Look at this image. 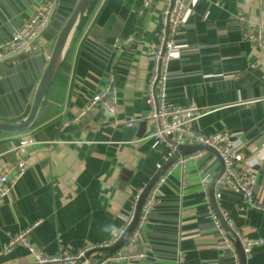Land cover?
<instances>
[{"label": "crops", "instance_id": "crops-1", "mask_svg": "<svg viewBox=\"0 0 264 264\" xmlns=\"http://www.w3.org/2000/svg\"><path fill=\"white\" fill-rule=\"evenodd\" d=\"M43 1L0 0V41ZM49 1L55 11L38 50L0 63L1 119L18 121L28 113L56 37L78 2ZM143 1L96 0L48 91L41 122L18 133L0 131V175L20 159L13 150L20 140L36 141L21 152L31 159L25 175L0 203V264H37L20 243L5 250L24 231L47 255L112 240L137 192L166 161V140L152 136V122L143 129L140 119L149 110L148 52L159 45L168 0H152L147 7ZM239 12L264 31V0H188L169 65L167 99L172 107L195 103L203 112L194 122L199 131L229 133L254 164L252 193L264 204V49L243 38ZM111 72L117 113L97 103L75 120ZM130 119L133 126L126 124ZM220 169L219 156L205 149L171 165L143 227L139 249L146 256L115 264H176L180 254L184 264H237L235 239V248L222 246L224 235L210 216L209 187ZM222 193L219 207L230 213L242 237L264 238V211L233 189ZM246 264H264V244L253 247Z\"/></svg>", "mask_w": 264, "mask_h": 264}, {"label": "built area", "instance_id": "built-area-1", "mask_svg": "<svg viewBox=\"0 0 264 264\" xmlns=\"http://www.w3.org/2000/svg\"><path fill=\"white\" fill-rule=\"evenodd\" d=\"M151 1L152 0H144L143 6H149ZM187 2L188 0H168L164 9L160 27L159 45L148 52L152 64L146 92V103L149 110L140 120L154 123L152 136L166 140L169 147L166 160L175 152L179 151L180 145H206L214 148L220 154L225 168L215 186L214 197L218 207L219 200L223 196L222 190L228 188L239 192L247 205L252 206L256 210L264 211V204L256 202L252 193V185L255 180L254 164L252 160L244 156L233 144L229 133L227 131H217L211 134H205L199 131L194 127V122L203 112L199 110V107L195 103L186 107H172L168 102V70ZM54 11V2L49 0L40 2L31 11L26 21L17 27L10 38L0 41V63L18 55L32 54L37 51L41 36L51 24ZM238 18L243 24V38L254 43L263 50V28L260 25L255 27L253 23H247L242 12L238 13ZM128 42L129 38L121 39L118 43V47H122ZM115 80V73L111 72L108 75L104 88L94 94L91 100L81 108L75 120L83 116L97 103L104 105L111 114H116L118 111L119 93ZM134 123L135 121L130 119L126 124L128 126H133ZM35 143L36 141L31 138L22 139L18 145L13 148L21 157L5 174L0 175V203L10 194L13 188L17 186L29 167L31 160L30 155L22 154L21 152ZM203 150L204 149H199L192 153L182 155L176 162L184 164L189 158L201 156ZM167 170L157 179L148 192L141 207L137 223L129 234L126 242L114 251L107 252L105 249L114 245L134 221L138 201L143 189H140L135 195L132 202V210L129 215L126 216L124 226L117 235L108 242L86 244L74 253L60 248L56 255H47L27 237L29 231H24L12 239L5 247V250L7 251L20 243L28 248L37 264H115L141 259L146 256L145 252L139 249L143 227L148 220L151 210L157 203L158 192L162 183L166 180ZM9 172H12L11 175H8ZM205 182L208 185L210 179H206ZM184 183L185 180L183 181V184ZM219 209L220 214L210 201V216L224 235L222 246L231 248L236 247L232 240V238L234 239L233 234L241 241L246 256L251 254L253 247L264 244V238L248 239L242 237L230 213L220 207ZM221 217L226 221L232 232L225 228ZM236 263L240 264V259L238 257L236 258ZM176 264H184L182 254L179 255Z\"/></svg>", "mask_w": 264, "mask_h": 264}, {"label": "water", "instance_id": "water-1", "mask_svg": "<svg viewBox=\"0 0 264 264\" xmlns=\"http://www.w3.org/2000/svg\"><path fill=\"white\" fill-rule=\"evenodd\" d=\"M96 0H78L75 8L68 16L67 20L65 21L64 25L60 29L56 40L54 42L51 54L49 56L48 62L41 74V77L39 79V82L37 84L32 103L30 106V109L25 117L18 121H8L0 118V131L10 132V133H18L25 131L26 129L30 128L34 122L37 120L39 113L41 111L43 102L48 94V91L53 84L57 74L59 73L62 64L65 60L66 54L68 52L69 46L71 44L72 39L76 35L79 26L81 25V22L85 15L88 13L92 5L94 4ZM172 1V0H171ZM29 54H22L15 57H12L11 60L19 59L23 56H26ZM147 121L143 120L141 125H146ZM199 149H205L209 150L213 153H216L219 156V159L221 161V169L220 171L213 177L209 192H210V199L217 210V212L220 214V209L216 203L214 192H215V186L218 181V179L221 177V175L224 172V162L221 158L220 154L212 147L206 146V145H180L179 151L175 152L169 159H167L163 165L158 169V171L154 174V176L149 180V182L146 184V186L143 189V192L140 196V199L138 201L137 205V211L135 214L134 221L129 226V228L126 230L124 235L112 246L106 248L107 252L114 251L118 248H120L127 240L129 234L133 230L134 226L137 223L141 207L145 201V198L148 195V192L150 191L151 187L154 185V183L157 181V179L171 166L173 165L180 156L192 153ZM222 218V217H221ZM223 224L225 228L228 231H231V228L228 226L226 221L222 218ZM235 244L239 250V256L241 259V264H246V255L243 251V245L239 238L235 234Z\"/></svg>", "mask_w": 264, "mask_h": 264}, {"label": "trees", "instance_id": "trees-1", "mask_svg": "<svg viewBox=\"0 0 264 264\" xmlns=\"http://www.w3.org/2000/svg\"><path fill=\"white\" fill-rule=\"evenodd\" d=\"M51 87H52V85H51ZM51 87H50V88H51ZM47 104H48V103H47V100H45V101L43 102L41 112L43 111L44 107H45ZM41 112H40L39 117H38V119H37V121L35 122L34 125H37V124H39V123L41 122V117H42V113H41Z\"/></svg>", "mask_w": 264, "mask_h": 264}, {"label": "rangeland", "instance_id": "rangeland-1", "mask_svg": "<svg viewBox=\"0 0 264 264\" xmlns=\"http://www.w3.org/2000/svg\"><path fill=\"white\" fill-rule=\"evenodd\" d=\"M52 2H54V1H52ZM59 26V28L62 26V24L61 25H58Z\"/></svg>", "mask_w": 264, "mask_h": 264}]
</instances>
